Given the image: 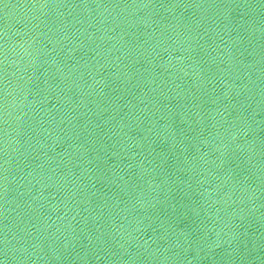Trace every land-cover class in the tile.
<instances>
[{
    "label": "water",
    "instance_id": "obj_1",
    "mask_svg": "<svg viewBox=\"0 0 264 264\" xmlns=\"http://www.w3.org/2000/svg\"><path fill=\"white\" fill-rule=\"evenodd\" d=\"M0 264H264V0H0Z\"/></svg>",
    "mask_w": 264,
    "mask_h": 264
}]
</instances>
